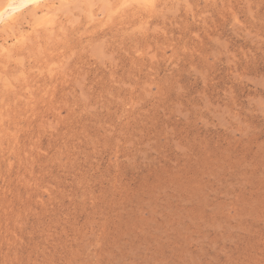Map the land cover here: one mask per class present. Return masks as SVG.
<instances>
[{
    "label": "rangeland",
    "instance_id": "374dc122",
    "mask_svg": "<svg viewBox=\"0 0 264 264\" xmlns=\"http://www.w3.org/2000/svg\"><path fill=\"white\" fill-rule=\"evenodd\" d=\"M14 16L0 264H264V0H41Z\"/></svg>",
    "mask_w": 264,
    "mask_h": 264
},
{
    "label": "bare ground",
    "instance_id": "6f19581e",
    "mask_svg": "<svg viewBox=\"0 0 264 264\" xmlns=\"http://www.w3.org/2000/svg\"><path fill=\"white\" fill-rule=\"evenodd\" d=\"M45 1V0H44ZM41 2V0H26V4L31 3L32 6H36ZM21 0H6V2L4 3L3 6L0 7V14H3L4 17L7 18V21H10L11 19H13V16L15 15V11H12V8L15 7L16 5L20 4ZM24 5V6H25ZM49 6V5H48ZM22 8V7H21ZM19 8V9H21ZM50 8V7H49ZM18 9V10H19ZM48 9V8H47ZM24 10V9H23ZM43 10V9H41ZM50 10V9H49ZM40 11V9H39ZM48 10L42 11V13H47ZM50 12V11H49ZM48 14V13H47ZM10 16V18H9ZM15 18V16H14ZM43 18V17H42ZM12 22V21H10ZM21 33V32H19ZM23 36V35H22ZM2 43V42H1ZM3 44V43H2ZM1 46V45H0ZM6 51V50H5Z\"/></svg>",
    "mask_w": 264,
    "mask_h": 264
},
{
    "label": "clouds",
    "instance_id": "9594fccd",
    "mask_svg": "<svg viewBox=\"0 0 264 264\" xmlns=\"http://www.w3.org/2000/svg\"><path fill=\"white\" fill-rule=\"evenodd\" d=\"M25 3H26V0H21V3L18 4V5H16L15 7H13V8H12V11H16V10H18L19 8L23 7V6L25 5ZM9 18H10V16H9ZM3 19H4L3 14H0V22H2Z\"/></svg>",
    "mask_w": 264,
    "mask_h": 264
}]
</instances>
